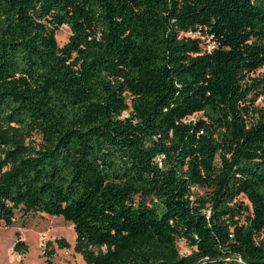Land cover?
I'll return each instance as SVG.
<instances>
[{"label": "trees", "instance_id": "1", "mask_svg": "<svg viewBox=\"0 0 264 264\" xmlns=\"http://www.w3.org/2000/svg\"><path fill=\"white\" fill-rule=\"evenodd\" d=\"M263 67L264 0H0V226L61 217L85 264H264Z\"/></svg>", "mask_w": 264, "mask_h": 264}, {"label": "rangeland", "instance_id": "2", "mask_svg": "<svg viewBox=\"0 0 264 264\" xmlns=\"http://www.w3.org/2000/svg\"><path fill=\"white\" fill-rule=\"evenodd\" d=\"M185 37L196 38L197 36L187 33L182 34ZM70 36L67 27H61L56 33V42L62 47ZM207 49L212 45L206 41ZM264 73V67L258 70L254 77H261ZM260 108H264V98L261 97L257 101ZM198 117L195 115L189 120ZM33 141L40 143V137L34 136ZM244 204L248 205L245 199H240ZM18 234V235H17ZM64 239L70 245L68 250H59L56 248L55 241ZM26 246L25 254H17L13 252V248L18 241ZM47 242L54 244L55 256L52 258V264H85L82 258L73 252L75 242V233L70 223L65 222L61 217H51L44 214L24 215L21 211H16L15 221L12 227L6 228L0 226V264H47L43 256V250ZM177 249L180 256H188L194 248L189 247L184 241L177 243Z\"/></svg>", "mask_w": 264, "mask_h": 264}, {"label": "water", "instance_id": "3", "mask_svg": "<svg viewBox=\"0 0 264 264\" xmlns=\"http://www.w3.org/2000/svg\"><path fill=\"white\" fill-rule=\"evenodd\" d=\"M21 242V241H20Z\"/></svg>", "mask_w": 264, "mask_h": 264}]
</instances>
